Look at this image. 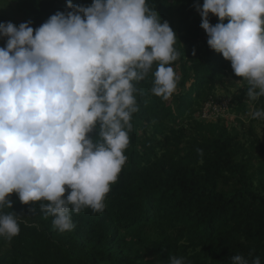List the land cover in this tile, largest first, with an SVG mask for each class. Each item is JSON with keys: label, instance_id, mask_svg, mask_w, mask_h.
Returning a JSON list of instances; mask_svg holds the SVG:
<instances>
[{"label": "trees", "instance_id": "16d2710c", "mask_svg": "<svg viewBox=\"0 0 264 264\" xmlns=\"http://www.w3.org/2000/svg\"><path fill=\"white\" fill-rule=\"evenodd\" d=\"M147 2L177 37L176 91L166 101L153 95L151 74L136 85L139 111L127 160L102 213H73V229L61 233L42 202L26 205L11 194L12 208L3 212L16 216L20 232L11 241L0 238V264H169L171 257L232 264L236 255L264 264V120L249 115L264 109V97L248 100L243 78L208 46L195 7L203 0ZM8 7L33 29L70 11L67 0H0V23L17 27ZM209 22L220 21L210 14ZM5 44L0 38V47ZM206 108L213 118L203 117Z\"/></svg>", "mask_w": 264, "mask_h": 264}, {"label": "clouds", "instance_id": "9594fccd", "mask_svg": "<svg viewBox=\"0 0 264 264\" xmlns=\"http://www.w3.org/2000/svg\"><path fill=\"white\" fill-rule=\"evenodd\" d=\"M67 7L36 29L31 21L0 23L6 38L0 47V238L6 241L20 232L16 216L3 212L12 208L13 193L26 205L42 202L61 233L73 229V213H102L127 160L139 111L136 85L151 74V93L165 101L177 89L176 34L147 0H93L86 7L67 0ZM195 7L208 46L243 78L248 100L264 97V0H203ZM210 14L220 22L213 26ZM249 115L264 120V109ZM169 264L185 261L171 257ZM232 264L249 262L236 255Z\"/></svg>", "mask_w": 264, "mask_h": 264}, {"label": "rangeland", "instance_id": "374dc122", "mask_svg": "<svg viewBox=\"0 0 264 264\" xmlns=\"http://www.w3.org/2000/svg\"><path fill=\"white\" fill-rule=\"evenodd\" d=\"M11 4H13V3H11ZM5 11H6L8 14L12 15L13 18L16 19V20L18 21L19 24L22 23V19L20 18L19 14H17L16 12H14V10H13L11 7L5 8ZM228 81H229V80H228ZM228 81H227V82H228ZM231 89H232V88H231ZM234 90H235V89L233 88V91H234ZM231 91H232V90H231ZM223 93H224V90H223V89H218L217 92H216L217 95H223ZM224 101L226 102V100H224ZM210 106H212V105H211V104H206L205 107H210ZM212 107H213L214 109L216 108L214 105H213ZM204 113H205V114H203V117H206L207 119H211V118H213V117H211L210 115L206 116V114H207V108L204 110ZM210 117H211V118H210ZM214 117H216V116H214ZM224 118H227L228 120H231V119L233 118V115H232V114H224ZM256 129H257L258 132L261 133V128H260L259 126H257ZM260 135L263 137L262 133H261Z\"/></svg>", "mask_w": 264, "mask_h": 264}]
</instances>
